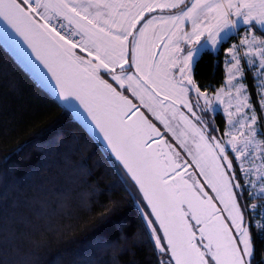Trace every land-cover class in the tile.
<instances>
[{"label":"snow or ice","instance_id":"6c2138e0","mask_svg":"<svg viewBox=\"0 0 264 264\" xmlns=\"http://www.w3.org/2000/svg\"><path fill=\"white\" fill-rule=\"evenodd\" d=\"M184 3L185 0H167L165 3H149L147 0H131L129 3H113L112 0H0V18L7 21L29 42L33 51L37 53V58L43 60L45 66L52 72L60 85L61 94L64 95L66 92L69 96L75 95L88 107L112 151L119 160L123 161L124 167L139 184L152 207V213L163 229V238L167 240V244L164 245L161 243L162 238L156 236L155 244L160 253L167 257L170 252V257L161 260L159 264H173V262L174 264H264V259L259 262L255 259L254 238L244 226L245 214L238 203V194L233 191V187L241 188L242 185L233 184L235 177L230 178L224 171L225 167L229 169L233 167V161L226 155L218 157L215 154L214 148L224 153L225 147L220 143H216L215 146L209 144L203 133L195 129L203 142V147L211 154L213 162L211 175L204 171L203 167L200 175L205 176L212 191L223 203L224 210L228 212L238 236L232 234V229L219 215L220 210L213 203V198L202 191L203 186L197 188L193 184H188L180 176L178 171L180 165L172 160L169 152L151 148L149 139L160 136L156 126L143 113L132 120L131 117L138 112L136 106L117 92L112 84L100 77V69H104L106 73L112 74L113 81L124 87V77L115 72L116 65L123 68L124 64L128 63L126 42L128 37L133 35L130 29L136 28L146 11L151 12L155 8H177ZM133 9L135 11H132ZM233 10L236 16L243 17L245 24L255 21L256 24L264 25V0H193L186 10L165 18L162 23L171 32L169 43L172 42V37H178L180 25L190 20L192 32L183 33L182 38L187 39L189 43L198 42L207 31L215 44L218 32L213 35L214 29L228 25L234 27L238 23L229 19ZM60 17L66 19L70 25H74L68 36L78 35L80 37L78 41L68 38L57 30L52 21ZM205 21L211 22L205 23ZM152 23L153 21L149 20L139 29L141 40L146 42V32ZM21 25H24V28ZM60 27L63 28L64 25L61 24ZM192 37H195V41ZM34 38L39 39L46 54L42 55L41 50L32 43ZM241 43L251 45L256 43V40L246 39ZM261 43H264V40ZM168 46L165 44V48ZM77 49L87 52L95 63L77 55ZM176 50L179 51V48L177 47ZM132 53L137 73H143L136 80L140 90L133 93L140 97L141 103H144V94H146L161 108H168L171 105L166 104L165 101L170 100L171 97L165 95L163 99L157 100L161 92L168 89H174L180 94L186 92V89L180 86L183 81L176 82L170 77L168 68L175 67V62L165 61L163 53L160 54V58L164 67L152 62L154 57L150 50L149 59L144 58V46L140 40L135 42ZM192 60L193 51L189 50L180 69L181 74L190 73ZM239 63L237 60L234 67ZM141 64L147 69L146 73L144 68H141ZM239 71L237 67V72ZM184 79L189 84L193 83L190 74L184 75ZM127 80L132 81L134 77L129 75ZM261 83L264 84V81ZM196 90L200 92L199 88ZM237 92L239 93V89ZM86 97L98 102L99 115L86 103ZM216 98L219 100L220 96L217 95ZM206 103L210 101L206 99ZM145 106L157 120H161L165 127H168L167 121L156 108L151 104ZM255 122L256 116L253 115L251 124L240 126L247 127V135L241 131L238 135L232 136L229 143L236 151L235 159L245 156L250 146L264 152V149L260 148V145H264V140L257 142L255 139L256 131L252 127ZM169 131L172 129L169 128ZM241 138L244 146L242 149H237L236 145L241 142ZM156 142L154 139L151 140V143ZM165 148H167L166 143ZM197 148L199 149L200 145H197ZM193 159L197 166H201L199 159L195 156ZM221 159L227 160L228 163L222 165ZM260 159L264 160V155ZM261 167L264 168V164ZM241 170L247 171L242 165ZM170 173L174 175H169ZM252 183L255 184L256 181ZM260 183L262 187L258 191V198L264 199V175L261 176ZM252 195V192L248 193L249 197ZM185 204L187 211L183 207ZM251 207L255 208L256 205L253 204ZM261 213L264 214V207L261 208ZM190 221H195V225ZM151 223L152 221H149V224ZM258 227L264 229V225ZM194 228L200 233L199 242L196 241ZM152 231L155 233L156 229L153 228ZM205 240L207 243H204Z\"/></svg>","mask_w":264,"mask_h":264},{"label":"trees","instance_id":"16d2710c","mask_svg":"<svg viewBox=\"0 0 264 264\" xmlns=\"http://www.w3.org/2000/svg\"><path fill=\"white\" fill-rule=\"evenodd\" d=\"M232 39L196 57L193 87L214 93L225 83ZM211 114V128L223 131V113ZM237 182L259 262L264 215L250 207L259 198ZM156 236L166 245L123 168L0 41V264H159L170 255L160 253Z\"/></svg>","mask_w":264,"mask_h":264},{"label":"rangeland","instance_id":"374dc122","mask_svg":"<svg viewBox=\"0 0 264 264\" xmlns=\"http://www.w3.org/2000/svg\"><path fill=\"white\" fill-rule=\"evenodd\" d=\"M192 2L193 0H185V3L177 7V9H180V11L186 10L187 5L189 4L188 7H190ZM174 9L175 8H155L151 14L152 16L150 14L147 15L146 19H144L141 24L136 26V28L131 29L134 31L135 35V33H137L147 21L152 20L153 23L149 26L146 32V42L141 39H136L135 42L140 40L141 43H143L145 59H149L148 53L150 50L154 57V59H152L154 64H160L161 67H164L160 58L161 53L164 54L165 61L175 62V67H169L168 73L173 81H183V84L180 86L186 89V92L180 94L174 89H168L161 92L157 100L163 99L165 95H169L171 99L165 101V103L171 105L170 107L161 108L158 103L150 100L146 94H144V103H141L140 97L133 94L134 91L140 90L137 87L136 80L143 74L137 73L133 57L131 61L127 59L128 63L124 64L123 68L116 65L115 74L124 77V87H120L116 81L111 79L112 74L106 73L104 69H100V72H102L101 75L104 78H107L106 80L112 84V86L116 87L122 94L132 97L133 100L144 109L149 119H152L159 129L164 131L166 141H168L174 159H176L178 163H181L180 168L183 169L187 167V165L191 166L192 172L188 175L189 181L197 188L200 187L198 185V183H200L209 196H212L215 199L218 207L221 208V211H223L227 218L234 235L238 236L234 226L231 224L228 212L224 210L223 203L220 202L217 194L212 191L205 176L200 175L201 167L211 175L213 162L211 154H209L208 150L203 147V142L200 140V136L195 129L200 130L204 136L209 135L210 139H207L205 136L209 144L215 146L216 143H220L225 147L224 153H220L219 149L214 148L216 156L223 157L226 155L229 160L233 159L236 163H233V167L230 169L225 167L224 171L230 178L233 176L235 177L233 179V184L238 183L237 180L240 179L241 183L247 190V194L252 192V197H258V191L262 187L260 178L264 175V168L261 167V165L264 164V160H261L260 157L264 155V152L257 150L256 147L250 146L245 156L237 160L235 159L236 151L232 149V145L229 142L232 140L233 135H238L241 131L247 135V127L241 128L240 126L251 124V117L253 115L256 116V122L252 125L256 131L255 139L257 142L264 140V131H262L264 130V103H262L264 102V84L261 83L264 81V43H261V41L264 40V35H262L264 25L256 24L255 21L245 24L243 22V17L236 16L235 11L233 10L229 15V19L237 21L238 23L234 27L228 25L227 27L221 26L219 29H214L213 35L218 32L215 44L207 31L204 32L198 42L188 43V41H186L187 39H185L186 43L183 42V33L187 32L191 34L192 32V22L190 20H186L180 25L178 37H172V42L169 43L171 32L168 27L162 23V20L171 16L170 13H173ZM144 16L145 13L142 17ZM209 22L211 21H205V23ZM232 34L234 39L231 40L225 50V83L214 93L197 92L195 86L194 92L192 93L190 84L184 79V75L190 74L192 78L193 66H190V73L186 72L185 74H181L180 69L183 67L184 58L187 56L183 50L180 49L181 45H197L200 47L199 49L204 46H209L210 49L215 50L221 41H225L228 36ZM192 39L195 41V37H192ZM246 39L250 41L255 39L256 43L251 45L241 43V41ZM135 42L132 43L133 47ZM165 44H168L169 46L165 48ZM126 47L128 50V44H126ZM177 47L179 48V51L176 50ZM196 48L197 47H193L191 49L193 52H196L198 50ZM229 49H233V51L230 52ZM77 51L84 54L87 60H92L93 63H95L93 57L88 56L87 52L80 49H77ZM233 57H235V59ZM237 60H239L240 63L238 66L234 67ZM130 65H132L134 70L133 68H127ZM237 67L240 69L239 73L237 72ZM141 68H144L145 73L147 72V69L143 64H141ZM129 75L133 76L134 80H127V76ZM237 89H239V93L237 92ZM201 93H203V95H201ZM196 95L198 98V104L195 102L196 100L192 98ZM217 95L220 96L219 100L216 98ZM206 99L210 101V103H206ZM149 104L156 108L157 112L164 117L167 121L168 127H165V124L161 120H157L156 117L148 111V108L145 105ZM189 107L191 110H189ZM196 109L200 110V113L198 111L199 114L196 113ZM218 110L223 113V116H225V128L223 131L219 132L216 129L211 128V113L217 112ZM182 117L186 118V120ZM169 128H171L172 131H169ZM197 145H200L199 149L197 148ZM243 146L241 138V142L236 145V148L242 149ZM260 148L264 149V145H260ZM229 155L232 156V159L229 158ZM194 156L200 160L201 166H197L193 159ZM220 163L226 165L228 161L221 159ZM241 165L243 166V169H246L247 171L241 170ZM253 181H256V183L253 184ZM237 189L239 188L233 187L234 192H236ZM258 201L260 202V205H258ZM258 201L250 204H255V208L250 207L254 211L259 209V212H261V208L264 207V199L259 198ZM260 215L262 216L264 214L260 213ZM244 226L247 227L245 224Z\"/></svg>","mask_w":264,"mask_h":264},{"label":"water","instance_id":"95a60500","mask_svg":"<svg viewBox=\"0 0 264 264\" xmlns=\"http://www.w3.org/2000/svg\"><path fill=\"white\" fill-rule=\"evenodd\" d=\"M22 28H24V25H21ZM0 41L6 47L9 52L16 57V59L20 62V64L26 68L29 73L32 75L34 79H37V81L40 83V85L50 92V94L57 100L60 101L69 111L73 113L75 118L85 126L87 131L91 133L99 142L103 145V147L108 151V153L115 159V161L120 165L127 177L133 182V184L138 188V191L141 195V198L145 200L148 210H150L151 216L153 221L156 222L157 227L159 229V232H161L162 237H164L163 229L160 227L159 221L156 219V216L154 213H152V207L148 203V200L145 198L144 193L141 191L139 184L135 182V180L132 178L131 173L127 171V169L124 167L123 161L119 160L116 156V154L112 151V147L109 145L107 139H105L104 133L100 131L99 127H97L96 122L93 120L92 115L89 112L88 107L85 106V104H82L80 100L76 98L75 95L69 96L66 94H61V88L60 85L57 83L56 79L54 78L52 72L48 70V68L45 66V63L43 60L37 58V53L33 51L32 46L29 44L28 41L24 39L23 36L20 35L19 32L16 31L15 28H13L10 24L7 23V21H4L2 18H0ZM32 43L36 45L38 49L41 50V54H46L44 52L43 46L41 45V42L39 39L34 38L32 40ZM100 77L104 80H106L103 76L100 75ZM107 81V80H106ZM108 82V81H107ZM109 83V82H108ZM114 87V86H113ZM116 88V87H114ZM190 89L192 90V93L194 92V87L192 84H190ZM117 92L121 93L117 88ZM122 94V93H121ZM124 95V94H122ZM132 102L133 105L136 106V109H138V112H136L131 119L135 120L140 113H143L145 117L148 118L147 114L145 113L144 109L141 108V106L133 100L132 97H129L128 95H124ZM86 103L93 108L94 111H97V115L100 114V110L98 108V102L94 100H89L86 97ZM149 119V118H148ZM151 123H153L156 128L160 132V136L158 137H152L149 139V143L151 145V148L156 151H167L172 156V160L175 161L177 164L178 161L174 159V155L171 152L170 146L168 144V141H166V137L164 135V131L159 129V127L151 120L149 119ZM127 122V121H126ZM154 139L157 142L151 143V140ZM165 143L167 144V148H165ZM163 159V157H162ZM180 176L183 177L184 180L188 182V184H192L189 179L188 175L190 172H192V168L190 165H187L185 168L178 169ZM169 175H174L173 173H170ZM172 181L170 180L169 183ZM199 186H202L200 183H198ZM202 191L207 193V191L202 188ZM208 194V193H207ZM209 196V194H208ZM212 197V196H211ZM213 198V197H212ZM213 203L215 204L216 208L220 210L219 215L224 219L225 223L229 226L227 218L225 217L223 211H221V208L218 207L215 199L213 198ZM184 210L187 211V204L183 205ZM193 225H195V221H190ZM196 231V241H200V233L198 229L194 228ZM232 234L234 235V232L232 230ZM235 236V235H234ZM164 243L167 244V240L163 238ZM204 243H207L205 240ZM170 255V252L168 253ZM174 264V262H173Z\"/></svg>","mask_w":264,"mask_h":264},{"label":"crops","instance_id":"0c3cea01","mask_svg":"<svg viewBox=\"0 0 264 264\" xmlns=\"http://www.w3.org/2000/svg\"><path fill=\"white\" fill-rule=\"evenodd\" d=\"M112 2L113 3H129V2H131V0H112ZM147 2H149V3H164V2H167V0H147ZM189 6V4L187 5V7ZM121 11H126L125 9H121ZM132 11H135L134 9L132 10ZM180 12V9H177V8H175L174 9V11H173V13H170V15L171 16H173V15H176V14H178ZM145 13V16L144 17H141L140 18V23H138L136 26H138L139 24H141L142 22H143V20L144 19H146V16L147 15H151L152 13H153V11H151V12H144ZM152 16V15H151ZM147 18H149V17H147ZM62 19H64V18H62ZM64 21H66L67 23H68V21L66 20V19H64ZM188 21V20H187ZM69 24V23H68ZM70 25V24H69ZM72 28H74V25H70ZM130 31L133 33V35H131V36H129L128 37V40H127V42H126V44H128V55L126 56V59H128L129 61H131V59H132V57H133V53H132V49H133V46H132V43H134L135 42V40L136 39H141L140 38V35L138 34V32L137 33H135V35H134V31H132L131 29H130ZM137 36H139V37H137ZM166 38H167V36H166ZM183 42H185V39H183L182 40ZM186 41H188V40H186ZM186 43V42H185ZM189 43V42H188ZM143 44V43H142ZM193 47H197L196 49H198L196 52L194 51L193 52V55H194V57H193V61L192 62H190V66H193V64H194V60L196 59V57H198L199 56V54L202 52V51H204V49H210V47L208 46H204V47H202L201 49H199L200 47L199 46H197V45H192V46H190V45H181V47H180V49H182L183 50V52L186 54V55H188V52H189V50H192L191 48H193ZM211 50H213V49H211ZM197 53V54H196ZM82 54V53H81ZM195 54H196V56H195ZM83 55V57L85 58V55L84 54H82ZM86 60H87V58H85ZM192 64V65H191ZM128 69H132L133 67H132V65H130L129 67H127ZM193 68V67H192ZM133 70H134V68H133Z\"/></svg>","mask_w":264,"mask_h":264},{"label":"built area","instance_id":"2783aa9c","mask_svg":"<svg viewBox=\"0 0 264 264\" xmlns=\"http://www.w3.org/2000/svg\"><path fill=\"white\" fill-rule=\"evenodd\" d=\"M52 23L57 27L58 31H61L63 35L68 36L69 32L72 30V28L61 18H57L56 20H53ZM63 24L64 27L61 28L60 25ZM68 38L78 41L80 37L77 36H68Z\"/></svg>","mask_w":264,"mask_h":264}]
</instances>
